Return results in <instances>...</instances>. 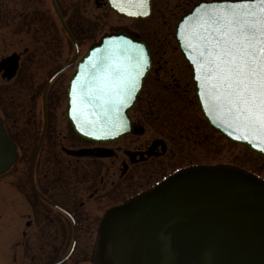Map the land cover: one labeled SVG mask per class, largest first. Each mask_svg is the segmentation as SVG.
Returning <instances> with one entry per match:
<instances>
[{"label": "flooded vegetation", "instance_id": "obj_1", "mask_svg": "<svg viewBox=\"0 0 264 264\" xmlns=\"http://www.w3.org/2000/svg\"><path fill=\"white\" fill-rule=\"evenodd\" d=\"M42 1L26 0L27 12L17 15L21 0H0V116L19 153L10 172L16 168L17 177L26 172V165L18 164L32 155L27 188H18L15 182L10 191L8 263L94 264L99 226L107 212L178 170L203 165L193 162V146L207 149L208 125H195L191 116H172L173 110L168 111L179 104L192 107V76L188 68L187 73L158 68L153 43L145 38L146 20L118 16L108 0H84V9L82 0H54L64 23L58 18V35L51 36ZM48 1L57 16L52 0ZM201 1L205 0H182L180 10L179 5L174 10L185 14ZM161 3L152 0V16ZM160 29L161 21L155 20L150 33L159 34ZM109 35L147 42L152 70L129 112L132 133L107 143L87 142L74 133L68 119L67 88L83 48ZM12 48L16 49L11 52ZM164 80L168 84H161ZM151 83L155 92L147 95ZM176 88L183 89L182 100L169 101ZM150 125L156 126L160 137L151 138ZM2 216L6 219L7 214Z\"/></svg>", "mask_w": 264, "mask_h": 264}, {"label": "water", "instance_id": "obj_2", "mask_svg": "<svg viewBox=\"0 0 264 264\" xmlns=\"http://www.w3.org/2000/svg\"><path fill=\"white\" fill-rule=\"evenodd\" d=\"M243 2L213 0L195 5L180 20L175 39L192 72L198 105L209 126L229 141L264 157V129L238 125L226 110L213 106L207 86L202 88V80L197 79L198 75L203 77V72L193 62L199 59L193 35L198 31L197 16L212 8ZM108 4L119 16L131 20L148 19L152 11L151 0H146L143 7L136 0H108ZM145 8L147 15L143 14ZM55 9L63 22L56 6ZM135 12L141 14H129ZM119 45L142 48L146 63L137 80V90L120 109L118 122L113 123L98 107L81 104V85L88 80L96 59ZM151 68L147 43L133 37L106 36L91 47L77 64L67 89V114L75 133L96 143L131 133L128 113ZM14 76L15 72L9 78ZM17 159V148L0 118V175ZM94 264H264V179L231 165L180 170L153 189L108 211L99 227Z\"/></svg>", "mask_w": 264, "mask_h": 264}, {"label": "snow or ice", "instance_id": "obj_3", "mask_svg": "<svg viewBox=\"0 0 264 264\" xmlns=\"http://www.w3.org/2000/svg\"><path fill=\"white\" fill-rule=\"evenodd\" d=\"M143 14H148L146 8ZM195 26L194 51L199 59L193 62L203 72L197 79L202 88L207 86L213 106L226 110L238 125L264 129V0L212 8L197 16ZM145 63L142 48L114 47L91 65L90 76L81 85V104L94 105L105 118L118 122Z\"/></svg>", "mask_w": 264, "mask_h": 264}, {"label": "rangeland", "instance_id": "obj_4", "mask_svg": "<svg viewBox=\"0 0 264 264\" xmlns=\"http://www.w3.org/2000/svg\"><path fill=\"white\" fill-rule=\"evenodd\" d=\"M8 1H11V0H8ZM21 2H22L21 3L22 6H18L16 8L17 15L19 14L20 11H23L26 13L27 12L26 10H28L27 5H30V3H27L26 0H21ZM39 2L40 0H35V3L39 4ZM42 2L46 6V10L48 12V19H47L46 24L50 28L49 29L50 35L56 36L58 35V31H59L58 17L55 15L48 0H44ZM162 2L164 4L163 3L160 4V9L157 11V15L154 14L149 20H147L144 23L145 38L146 40H149L151 44L153 43L152 45L153 56L155 54L154 57L157 61L159 69L161 68L166 69V70L173 69V70H176V73L183 72V71L187 73L188 70H187L186 63L183 60L180 54V51L177 47L176 41L174 39L176 25L178 21L180 20V18L184 15V13H181V11L177 12L174 9L176 5H179V10H180L181 8L180 5L182 4L181 3L182 0H170L168 2L167 0H162ZM82 5L84 9V6H85L84 0H82ZM90 10L91 9L88 8V11ZM176 12H177V15L175 17L173 15ZM83 15L86 16L87 14L83 12ZM155 20L161 21V29L159 31V34L154 35V34H151L150 32L154 25ZM19 32H20V29H19ZM18 36H20V34ZM35 45L38 46L37 44ZM89 48L90 46L86 45L83 48L84 50L83 52L86 53ZM15 49L16 48H12L11 52L14 51ZM41 79H42V82L40 83L41 90H43L47 77L46 78L44 77ZM25 82L26 81H24V79L21 80V83L26 84ZM164 83H165V80L161 84H164ZM169 83L173 84V82H169ZM152 84L153 83H151L150 86L148 87L147 95L155 92V89L153 88ZM165 84H168V82H166ZM181 84L183 85L185 83H181ZM172 92H173L172 95L168 96L169 101L182 100L183 89L176 88L175 90H172ZM26 97H27V94L25 93L22 96V98L25 99ZM195 99L196 98L193 97L194 102L192 104V107L184 108L179 104L178 108H170L168 109V111L173 110L172 116H176V115L178 117H185L186 115L191 116L193 124L195 125L201 124L200 122L205 123L201 113L199 112V108H198V105ZM188 101H189V98H188ZM8 102L9 100H7V103ZM207 127L209 131L208 147L207 149H202L201 147L198 148L197 145L193 146V162L194 163H203L205 165H214V164H220V163L233 164L243 169H246L248 171H251L255 174H258L260 177L264 178V158L249 151L246 147L239 146V145L229 142L228 140L223 138L221 135H219L217 132H215L210 126H207ZM148 128H149L150 133L152 134L151 138L153 137L156 138V137L161 136V134H158L157 131H155L156 126L150 125ZM31 158H32V155L27 154L24 157V160H21L18 164V166L26 165L27 167L26 172L24 169V172H22L20 175L18 173V177H17L15 176V172H16V168H15L12 172L7 173L6 175L0 178V214L1 216H2V213L4 215L7 214L6 219H3V216H2V219L0 220V264L2 263L4 264L5 262L9 264L8 259L10 255L9 250L11 246L12 227H11V220L9 219L8 214L11 212L10 207L13 202V200L10 199V195H11L10 191L12 190V186H15V182L18 183L17 184L18 188L22 186L27 188L26 184L28 181V176H29V171H30L29 167H30ZM3 210H5V212Z\"/></svg>", "mask_w": 264, "mask_h": 264}]
</instances>
